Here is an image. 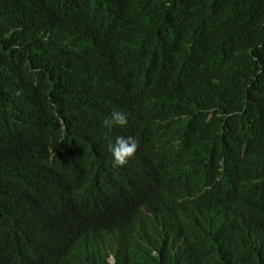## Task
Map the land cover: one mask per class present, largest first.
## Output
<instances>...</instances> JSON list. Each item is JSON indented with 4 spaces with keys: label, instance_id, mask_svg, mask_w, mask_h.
I'll list each match as a JSON object with an SVG mask.
<instances>
[{
    "label": "trees",
    "instance_id": "trees-1",
    "mask_svg": "<svg viewBox=\"0 0 264 264\" xmlns=\"http://www.w3.org/2000/svg\"><path fill=\"white\" fill-rule=\"evenodd\" d=\"M109 258L264 264V0H0V264Z\"/></svg>",
    "mask_w": 264,
    "mask_h": 264
},
{
    "label": "clouds",
    "instance_id": "clouds-1",
    "mask_svg": "<svg viewBox=\"0 0 264 264\" xmlns=\"http://www.w3.org/2000/svg\"><path fill=\"white\" fill-rule=\"evenodd\" d=\"M104 124L105 126L114 124L123 127L127 124V116L123 112H113L111 120H105ZM137 148L138 143L133 137H118L115 144L110 148L114 166H125L128 160L135 155ZM108 263L115 264V261L113 258H109Z\"/></svg>",
    "mask_w": 264,
    "mask_h": 264
},
{
    "label": "bare ground",
    "instance_id": "bare-ground-1",
    "mask_svg": "<svg viewBox=\"0 0 264 264\" xmlns=\"http://www.w3.org/2000/svg\"><path fill=\"white\" fill-rule=\"evenodd\" d=\"M59 73H60V72H59ZM3 77H4V76H3ZM66 78H67V77H66ZM15 79H16V78H15ZM15 79H14V80H15ZM23 79H24V78H23ZM3 80H4V79H3ZM11 82H12V81H11ZM15 82H16V81H15ZM17 82H18V81H17ZM17 82H16V83H17ZM13 85H14V84H13Z\"/></svg>",
    "mask_w": 264,
    "mask_h": 264
}]
</instances>
